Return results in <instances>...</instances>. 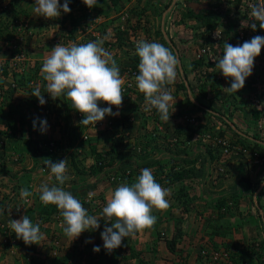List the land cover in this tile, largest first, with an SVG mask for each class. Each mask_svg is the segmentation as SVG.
I'll list each match as a JSON object with an SVG mask.
<instances>
[{"label":"rangeland","instance_id":"374dc122","mask_svg":"<svg viewBox=\"0 0 264 264\" xmlns=\"http://www.w3.org/2000/svg\"><path fill=\"white\" fill-rule=\"evenodd\" d=\"M34 2L35 0H0V46L2 47L0 48V55L1 59L8 57L9 61V63L5 62L0 69L3 70L4 67L10 68L9 64L14 63L12 61L18 55L19 58H24L22 62L11 67L12 76L16 84L14 93L18 95L15 97L12 95L14 101L2 106L0 108L1 111L5 112L8 106L12 109L10 112L16 115V119H20V110H23L25 105H27V109L30 108V103L37 99L31 95L33 89L39 86L42 94L46 92L43 89V87L46 88V81L44 83L41 82L42 63L46 55L60 43L64 45L69 42L81 44L107 37L104 40L103 47L112 53L120 69L121 77L128 69L138 71L139 58L135 54L137 41L143 39L148 42H159L165 47L172 48L173 51L180 54L178 56L180 67L178 71L181 72L182 79L186 80V93H184L186 98L181 100H183L184 106L187 104L190 109L182 110V116L191 115L196 122L191 127H183L187 129L186 131L190 136L194 135L191 134L192 131L195 132L196 141L194 143L197 147L203 148L205 147L204 145H208L205 148H209L213 153L217 154V151H223L222 145L218 143L219 141L224 140L229 145L228 154L224 155L222 152L220 158L223 161L220 164H216L214 168L218 169L221 166L226 168L228 170L226 178L233 179L234 184L236 185L237 183L234 187L239 190L243 188L244 192H242V195L234 194V196L232 195L233 197H230L233 201H238L236 205L232 204L231 212L235 215L227 216L229 219L227 221L228 225L225 223H223V226L220 225L227 230H225L224 234L218 233L219 236L213 232V224L209 226L210 223L215 221L216 217L212 219L206 218L201 210L203 206H194L195 201H193V207L189 208L190 211L187 209L190 212V214L187 213L189 215L188 218L199 220L201 226L195 229L196 234L194 236L196 237L193 244L195 250H193L192 256L185 255L186 259H184L181 253L179 254L181 261H176V258L173 261L169 259L163 260L172 262L171 264H231L223 256L219 262L213 261L212 258L208 260L202 257L199 251L202 247H206L208 251H216L222 254L227 251L232 252L235 248L248 247L255 251L256 256H259L258 259L253 258L254 263L264 264V48H262L260 55L254 61L251 76L246 79L244 87L237 93L229 94L224 92L223 89L230 87L231 80L226 79L218 70L212 69L215 68V58L222 55L225 42L237 46L249 41L254 36L264 37V30L259 28V24H257L255 31L250 26H247V24L250 25L251 23L249 16L250 5L264 3V0H97V4L91 9L84 5L82 0H68L71 11L67 14L61 12L60 17L55 20H47L42 16H37L32 7ZM64 2L65 0H60L61 5ZM192 2L208 3L210 9L199 12L204 17H212L209 12L220 16L215 31L211 35L206 33L202 20L187 16L190 10L188 5ZM181 33L183 35H180ZM163 34H166L167 41L162 38ZM240 36L244 40H240ZM213 48L216 49V52L213 51ZM198 55H200V58H197ZM194 63H198V65L194 66ZM129 89L131 90L122 93L124 99L121 107L119 109L112 107V111H115L113 109L118 110L119 115L110 116L111 119L116 126L121 124L124 127L130 125H132L131 127H140L144 122V129L157 136L155 133L157 130L154 127L156 126V118L152 117L155 112L145 111L144 97L139 93L136 86ZM13 99L10 98V101ZM22 100H24V103ZM51 101L55 111L63 104L61 97L56 100L51 99ZM224 106L227 110H224ZM20 107L23 108L21 109ZM254 111L260 113V118L257 120L252 118ZM129 116L134 118V122L126 125V119ZM216 116H221L220 119H226L227 122L232 123L233 129L228 127V124L226 126L223 125L219 119H216ZM32 129L29 130V134L27 133L28 137L33 134ZM69 130L71 128L65 123L58 128V133L65 135L63 142L68 143L70 146V153L62 154L63 158L67 160L72 153L80 152V146L83 145L79 140L76 141V145L78 143L77 146L72 142L71 131ZM86 131L88 133V130ZM116 131L117 128H108L104 131V136L112 140L119 138L123 140L122 132L120 130ZM199 131H202V133L198 135L197 132L199 133ZM52 132L55 133L56 130ZM97 133L99 132L97 131ZM177 133L179 135L180 131L178 130ZM116 134L118 136L115 138ZM11 135L9 138H11ZM90 135H93L91 131ZM164 135L166 139L173 138L167 132ZM240 136L243 139H239ZM73 140L75 139L73 138ZM240 140H245L246 142L250 140L253 143V145L251 144L252 150L243 152L241 150L243 149L242 145L239 143ZM89 141L88 144L95 143L94 137H90ZM58 142L59 148L60 144ZM144 142L145 140L143 139L141 141L135 139L134 146H130L128 142L126 146L123 144L118 148L117 156L109 153L111 145L110 148L107 145L104 146V151L100 149L99 152L105 153L108 160L111 158H116L117 160L114 161V166L108 169L105 179L102 182L101 180L99 181L100 186L97 191L96 188H87L86 183L88 185L90 183L87 176H70L69 174L70 178L74 177L76 180H67L68 183H65V186H68L66 190L73 195L75 193L85 195V192L87 194L95 193L101 200L97 198L99 205H96L89 214L102 219L100 214L106 205L109 193L120 185L119 183L108 185L106 182L108 176L115 173V171H120V166L125 167L128 158L123 159L124 161H121L120 158L129 155L130 160H135L136 155L143 152L146 146ZM3 144V148L0 149V154L4 157L3 169L9 168L10 170L12 166H16L19 162L18 160L14 161V159L20 158L22 155L17 156L14 154V150L12 146H9L7 140ZM160 145L162 146V141ZM150 154H153V151H150ZM251 154H256L253 157L256 158L255 160L259 159L258 162H253L254 165H251V162L247 159ZM109 155H111V158ZM6 157H10L12 160H6ZM243 158H246L247 161L241 166L240 160ZM116 167L117 169H115ZM241 167L243 168L242 173L240 172ZM112 168L115 170H112ZM154 176L157 181V176ZM30 177L31 179L28 181L23 173L19 174L18 179L13 177L15 178L14 181L20 184L21 189L27 188L32 192V195L27 198V202L21 197H18L16 201L14 199L15 195L11 194L14 189L12 190V187L9 186L10 180L8 177L2 176L0 178V264H76L78 261H80V264H85L79 258L76 245H84L80 250L87 249V245L93 248L99 246V252L105 250L101 239V233L104 230L102 226L105 227L103 220L100 221L98 229L85 231L78 238L71 241L63 234L62 217L59 213L52 215L50 218L51 224L45 225L43 223V226L40 227L41 232L44 233V239L39 245H25L22 239H17L9 228L10 220L21 219L23 215V208L21 207L37 205L40 201L38 190L40 184L47 183L52 186L51 184L56 183L52 182L51 179H55L51 174H48V170L46 171L40 166L36 177L33 178L32 175ZM226 178L223 177V179ZM240 178L244 182L239 184ZM73 182L74 186L72 188L71 184ZM101 186L104 188H101ZM80 189L84 190L80 191ZM173 196L170 193L167 197L169 207L165 212L154 210L153 215H181L179 210L181 205L178 203L174 204L171 200ZM258 196H261L260 200L257 199ZM14 200L18 203V207L15 206ZM191 201L188 196L187 201H184L186 207L191 204ZM238 204L242 206L238 208ZM25 215L28 216V214ZM181 216H176V218L182 219L183 216ZM198 218L203 222L201 223ZM156 222L158 221L156 220ZM215 223L217 224L218 222ZM108 226L110 227V224ZM178 229L181 231V223L177 224L176 230ZM146 232L149 233L151 230L142 231V234ZM96 233L100 239L96 238ZM158 234L159 232H157ZM91 236L92 238H90ZM141 236H139L140 240L137 236H134L125 238L122 241V245L119 247L121 253L118 258V264H138L136 259L125 261L122 258L129 247L139 252L141 259L147 263L145 259L148 258L144 254L149 253L151 249L153 251V247L152 244L150 246L148 241L149 239L151 240L150 237L147 236L145 242L143 238L141 240ZM213 243H215L216 248L213 247ZM93 248L89 249L94 252ZM156 251L155 249L153 252ZM65 255H69V257L66 259ZM157 257L156 255L148 263L158 264L164 254L160 252L159 261L156 260ZM72 261L74 263H71Z\"/></svg>","mask_w":264,"mask_h":264},{"label":"clouds","instance_id":"9594fccd","mask_svg":"<svg viewBox=\"0 0 264 264\" xmlns=\"http://www.w3.org/2000/svg\"><path fill=\"white\" fill-rule=\"evenodd\" d=\"M82 2L90 9L97 4V0H82ZM32 7L37 16L47 20H55L60 17L61 12L67 14L71 11L68 0H65L63 5L60 4V0H35ZM249 16L251 23L247 26L255 31L259 24V28L264 30V3L251 4ZM105 39L107 37L81 44L60 43L46 55L42 63L41 75L47 82L48 95L53 100L62 96L69 100L71 108L83 116L80 121V125L83 126L95 127L97 122L103 121L106 116L119 115L118 112L112 111V107L119 109L123 103L124 80L112 53L103 47ZM262 48H264V37L261 36H254L242 45L233 46L228 42L223 44L222 55L215 58V68L212 69L218 70L226 79L231 80L230 87L223 89L224 92L237 93L244 87ZM135 54L139 58L135 83L138 91L144 95L145 111L150 112L155 109L154 112H157L162 121L169 122L174 112L170 115V108L176 103L172 94L173 88L170 86L178 79L179 60L170 48L159 42H148L143 39L137 41ZM31 95L38 99L40 105L46 103L39 86L33 89ZM101 104H106L108 107H101ZM191 118L194 117L191 115L182 117L185 126L191 127L196 124L195 121L190 122ZM110 120L113 129L117 128L118 131L125 128L124 125L116 126L111 117ZM128 124L127 122L126 125ZM47 127V121L41 120V133L46 132ZM33 128L35 130L36 121H33ZM106 129L108 128L101 130ZM117 136L116 134L115 138ZM110 145L111 142L107 145L108 148ZM222 161H218L217 164ZM44 163L56 184L52 186L47 183L40 184L39 199L45 206H56L62 217L63 234L71 241L85 231L98 229L100 221L103 220L105 228L101 233V239L104 249L111 252L121 247L125 238L134 237L138 232L152 228L156 223L154 210L163 211L169 207L167 197L171 189L162 187L155 180L150 168H143L131 185L127 182L122 183L109 193L106 205L100 214L102 219L98 218L90 215L80 200L63 187L70 179L67 174L68 160L53 162L51 159H45ZM200 163L198 161L197 166ZM222 168L224 169L221 166L210 172L218 175L219 178ZM31 195L32 192L27 188L20 190V196L25 202ZM109 224L110 227L107 226ZM9 228L17 239L23 240L25 245H39L44 239L40 224H34L27 215L19 220H10ZM93 251L98 253L100 247H94Z\"/></svg>","mask_w":264,"mask_h":264},{"label":"crops","instance_id":"0c3cea01","mask_svg":"<svg viewBox=\"0 0 264 264\" xmlns=\"http://www.w3.org/2000/svg\"><path fill=\"white\" fill-rule=\"evenodd\" d=\"M180 35H183V33H181ZM162 38L167 41L166 34H163ZM0 48H2V47L0 46ZM36 50H38V49H36ZM39 50H42V49H39ZM171 50H172V48H171ZM173 53L177 56V58L180 55L175 51H173ZM5 62L9 63L8 57H4L3 59H1V55H0V67L3 66L5 64ZM183 62H185V61H183ZM11 66H12V63L9 64L10 68L4 67L3 70L0 69V108L2 106H4L5 104L12 103V101H14L13 97L18 95L16 93H14L13 88L10 87V84L15 81L14 77L12 76ZM178 69H180V67H178ZM178 72H179L180 78L178 77L175 84L170 86V87L175 86V87H173V93L172 94H173L174 98L176 99V103H175V105L173 104L172 108H170V115L173 111L174 112L171 115L169 122L162 121L159 118V115L157 114V112H155L154 113L155 115L153 114V116H152V117L156 118V123H155L156 126H154V127L157 130V131H155L157 136H155L152 132H149V131L147 132L144 129V127H145L144 122L140 127H131L132 125H130V126L125 125L126 127L120 130L122 132L121 136L123 138V144L128 142L130 144V146H134L135 139L138 141H141L142 139L145 140L144 143H146V146L144 147V150H143V152H141V154L138 153V155H136V158H135L136 162L145 161L147 159L155 161L157 163L162 164L165 167L164 173L167 171L168 168H170L172 166L176 170H178L180 168L184 172H187L190 168H192V169L195 168L196 171H193L192 175L187 174L185 176V180L183 182H180V183H182V186H183L182 188H183L184 192L192 200L191 204L187 208L191 209L193 207L192 202L195 201L194 206L195 205L196 206H203L202 208L201 207L200 208L203 211V215L206 216V218L212 219V218L216 217L215 221L213 223H210L209 226H211L213 224L212 230L216 235L219 236L218 233L224 234L225 230H227V229H225V227H221L224 225L223 223L227 224V221H229L227 216L233 215L234 213L231 212V213H225L224 214L223 213L224 211L222 209L220 211L219 210L217 211L215 205H216L218 199L224 198L227 202V205L231 206V209H232V206H233L232 204L234 201L230 197L234 194L242 195V192H244V189L242 188V190H239L238 188L234 187L237 185V183L235 185L233 182L234 181L233 179L226 178V179L220 181L217 177L218 175L211 173L210 170H214L215 169L214 167L216 166L217 162L220 160H223V159L219 157V158H214V160H212V156H211V158H209L205 154V152H206L205 147L201 148V147L195 146L194 141H196V135L194 134L193 136H190L188 134V132L186 131L187 129H184L183 126H185V124L182 121V117H184V116H182L183 115L182 110H188L190 108L187 106V104L184 106L183 100H181L182 98L183 99L186 98L185 94H184V93H186V91H185L186 80L184 78L182 79L181 74H180L181 72L180 71H178ZM12 95H13V97H12ZM10 98L13 100L10 101ZM61 100H63V99H61ZM22 102L24 103V100H22ZM64 104L65 103L63 102V105ZM26 106L27 105H25V108L20 107L21 109L23 108V110H20V112H19L20 119H16V115H14L12 112H10L12 110L10 107L7 106V110L5 112L1 111V109H0V137H4L6 135L5 134L6 131H12L13 133L11 135V138H7L6 140L9 143V146H12V149L14 150V154H16L17 156L20 154L22 155L20 158H18V157L16 158L19 161L18 164H16V166H12V168L10 170H9V168L3 169L4 173H3V171L0 172V178L2 176H6V177H8L10 182L14 181L15 178H13V177H16V179H18V176L20 173H23L25 175L27 181L29 179H31V177H30L31 175L33 178H35L37 175L39 166L41 168L46 169V171H47L48 169L46 168L45 163H44L45 159H51L53 162H58L62 159H65V158H63L62 155H56V157L50 156V155H47V154H44L41 152H37L34 148H32V146H33L32 142H31L32 137H33L32 135H35L34 134L35 132L36 133L41 132L40 131V121L43 120V117L39 114L38 111L32 110L31 107L27 109ZM174 108H175V110H174ZM113 110H115L114 113L118 112V110H116V109H113ZM121 112H123V111H121ZM72 115H73L72 111L68 110L67 113L64 114V119H63L64 121H63L62 125L64 123L69 125V127L71 128V130H69V131H71L70 134H71L72 142L75 143V145H76V141L79 140V142H80L81 130H79L77 128V126L75 125L74 118ZM145 116H146V114H145ZM33 121H36L35 130L33 128ZM6 124H8V125L6 126ZM31 128H33L31 130L33 132V134L32 135L30 134L31 136L28 137L27 133L29 132V130ZM111 129H113V128H111ZM178 130L180 131L179 135L177 133ZM90 131L93 133L92 136L94 137L95 143H91V144L89 143L90 145L88 143L83 144L80 146L81 151L80 152L77 151L78 154L72 153L70 155V157L68 158L69 164H68V173H67L70 176L71 175H77V173L74 171L73 167L71 166L72 163H74L77 166V168H81L80 170L83 171V174H81V175H85L84 177H86V173L87 174L89 173L90 168L94 162L93 157L90 155L91 148L95 146V149H96L95 151L97 153H102V152H99V150L101 149L102 151H104V146L108 145L109 142H111V138L108 139L104 136V133H105L104 131L102 132V131L95 130V129H89L88 133H87V131H86V133L89 134L90 137H92L90 135ZM97 131L99 133H97ZM48 132L51 134V136L53 138H56V140L59 141L58 142L60 144L59 150L62 152V154L63 155H65V153L69 154L70 153V146L68 143L66 144L63 142V139H65V135H63L62 133H58V130H56L55 133H53L52 131H48ZM166 132L168 133L169 136H173V138L170 137L169 139H166L165 135H164V134H166ZM27 138H29V139H27ZM73 138L75 140H73ZM108 140H110V141H108ZM161 141H162V146L160 145ZM61 143H63V144L61 145ZM158 144H159V146H158ZM77 145H78V143H77ZM149 150L153 151V154H150ZM127 158H128V160H130L129 155L127 156ZM193 159L196 160V163L194 165L193 164L187 165V161H192ZM135 160H130V162L128 163V165L133 170L135 169V166H136V165H134V163H136ZM198 161H200L201 163H200V165L197 166ZM171 163H172V166H171ZM237 167H238V165H237ZM141 169H142L141 167L138 168L139 171H141ZM0 171H1V169H0ZM17 172H20V173H17ZM107 172H108V170H107V168H105V169H103V172L99 173L97 176H87L88 180L90 182L89 185L93 186L96 184L95 188L97 191V188H99V186H100L99 181L101 180V182H102V180L105 179V174ZM152 172L154 175V171H152ZM48 174H51L49 170H48ZM71 179L76 180V179H74V177L70 178V180ZM51 180H52V182H56L53 179H51ZM158 181H159V178L157 177V182ZM51 185H53V184H51ZM89 185H88V183H86L87 188H89ZM160 185L162 187H164L166 185V183L161 181ZM9 186L12 187V190L14 189V192H12L11 194L15 195L14 199H16V201H17L18 197L19 198L21 197L19 195L20 190H21V186L14 187L13 185L11 186V183ZM73 186H74V182H73V184H71L72 188H73ZM177 186H179V184ZM67 187L68 186L64 185L65 190ZM72 188H71V190H72ZM101 188H104V187L101 186ZM84 189H80V191L84 190ZM169 189H171V192H175V188L173 186H171ZM243 199H244V197H243ZM171 200L174 202V204L175 203L177 204L174 197H172ZM16 201L14 200L15 206L18 207V203ZM27 201H28V199H27ZM12 204H14V203H12ZM240 206H242V205L238 204V208ZM11 207L15 208L14 206H11ZM21 208H23L22 209L23 215L21 216V218H22L23 216H25V214H27V211L31 208H34V206H32V205L28 206L27 205V206L21 207ZM238 208H233V209H238ZM184 209H185V206H183V207L179 206V210L181 212V215L183 216L182 219H179L181 221V226H182L181 232L183 234V237H182L181 242H178V244H176V248L174 247L175 248L174 250L169 248L168 242L170 240H172L173 236L175 235V233L177 231L176 230L177 225L175 224V219H176V216H181L179 214H170L169 213L170 214L169 216L167 214L154 215V216H156V220L158 222L155 223V225H154V227H152V229L151 228L146 229V231L151 230V232H149V233L146 232V233L142 234V231H141V232H138L137 235H135V236H137V238L139 240H140L139 236L142 235L141 240L143 238V241H145V242L147 240V236L150 237L151 240L150 239L148 240L150 246L152 244L153 251L155 249L157 250L156 252H153L151 249L149 253L144 254V256L146 258H148V259H145L147 261V264H150L148 262H151V259L155 258L156 255L158 256L156 258V260L159 261L160 252L164 254V257H162L160 259L161 261L158 264H171L172 263V262H165L163 259H169V260L173 261L176 258V261H181L180 260L181 258L179 257V254H181V253L183 254L184 257H185V255L186 256L187 255L192 256L193 250H195V247L193 245L194 241H195V237H196V236H194V234H196L195 229L198 226H201V224H200L199 220H196L194 218L193 219L188 218L189 215L187 213L190 214V212H188V211L183 212ZM190 209H189V211H190ZM166 210H163V212H165ZM222 213H223V215L220 217V220L218 221V219H219L218 216H219V214H222ZM53 214H55V213H52L50 215V217L48 218V220L44 222L45 225L51 224L50 222H52V221H50V218L52 217ZM36 215H39V214H36ZM198 219H200V218H198ZM200 221H201V223L203 222L201 219H200ZM215 222H218V223L216 224ZM214 223H215V225H214ZM99 231H101V230H99ZM143 232H145V230ZM157 232H159L158 235H157ZM161 232L163 233V235H161L162 234ZM160 236H162V237H160ZM90 238H92V236ZM96 238L100 239V237L97 235V233H96ZM177 251H178V254H177Z\"/></svg>","mask_w":264,"mask_h":264},{"label":"trees","instance_id":"16d2710c","mask_svg":"<svg viewBox=\"0 0 264 264\" xmlns=\"http://www.w3.org/2000/svg\"><path fill=\"white\" fill-rule=\"evenodd\" d=\"M209 13L212 15V17H204L201 13L195 14L192 10H189V12L187 13V16H189L191 18L198 19V20H202V25L204 26V28L206 30V33L208 35H211L212 32L215 31L216 24H217V21L220 19V16L219 15H215V13H212V12H209ZM213 51L216 52V49L213 48ZM197 65H198V63H194V66H197ZM41 80H42L41 82L44 83V80H43L42 77H41ZM43 89L46 90V88H44V87H43ZM251 90H254V89H251ZM44 94H47V91ZM63 106L66 109V113H67L68 110H72L73 112L75 111L74 109L71 108V102L69 100H67V99H65V104ZM224 109L227 110V108L225 106H224ZM259 114L260 113L258 111H254L252 113V118L255 119V120L259 119L260 118ZM222 122H223V125H225V126L227 125V123H226V121L224 119H222ZM77 128L79 130H81V132H80L81 135H83L84 132L87 130V127L83 126V125L77 126ZM200 133H202V131L201 132L199 131V133L197 132L198 135ZM191 134L193 135V134H195V132L192 131ZM87 135H88V141H87V143H88L89 139H90V136H89V134H87ZM239 139H243V138H241V136H240ZM239 143L242 145V148H243L241 150H252L251 149L252 148L251 144L253 145V143H251L250 140H249V142L248 141L246 142L245 140H240ZM111 144H112L111 145V150H109V153L117 156L118 155V148L123 145V140L121 138L114 139V140L111 141ZM204 146L208 147V145H204ZM95 150H96L95 146L92 147L91 150H90L91 151L90 155L93 157L94 162H93V165L90 168L89 173L88 174L86 173V176H97L99 173L103 172V169L107 168V170H108L111 167H113L114 166L113 165L114 161L117 160L116 158H111V155H109L111 159L108 160L107 156H105L106 155L105 153H97ZM205 150H206L205 154L209 158H211V156H212V160H214V158H219L222 155V151H217V154H215L209 148H205ZM220 152H221V154H220ZM50 156H55L56 157V155H50ZM253 157H254V154H251L250 157L247 158L248 161L251 162V165H254L253 162H254L255 158H253ZM126 158L127 157L120 158V160L124 161L123 159H126ZM247 159L246 158L241 159L240 160V165L242 166L245 163V161H247ZM196 160L193 159L192 161H187V165H192V164L194 165L196 163ZM129 162H130V160H128L126 162L125 167H121L120 166V169H119L120 171H118V172L115 171V173L112 174V177H114V179L116 180L117 183L122 184V183L127 182L129 185H131L136 180L138 175L140 174V171L138 170V168H140V167L142 169L143 168H150L152 171H154V175H156L159 178V181H158L159 184H160L161 181H163V182L166 183V185L164 186L165 188L169 189L171 186H173L175 188V192H173V193L171 192V194L174 195L173 197H174L175 201L178 204H180L182 207L185 206L184 211H188L187 210L188 208L186 207L185 202H184V200L187 201L188 195L184 192V190L182 188L183 187L182 183H180V182H183L185 180V176L187 174L192 175L193 171H196L195 168L194 169L190 168L187 172H184L179 167H178L179 169L176 170L172 166V163H171L172 167L168 168L167 171L164 173L165 167L163 165H161L160 163H157L155 161L149 160V159H147L145 161H139V162H136V160H135L136 166H135L134 170L128 165ZM71 166L73 167V169L77 173V175L83 174V171H81L79 168H77V166L74 163H72ZM0 169H1L0 172H2L3 168L0 167ZM115 169H117V167ZM115 169L112 168V170H115ZM227 171L228 170L226 168H224L223 171H221L222 173L219 175L218 179L222 180L223 177L226 178ZM242 171H243V168L241 167L240 168V172L242 173ZM3 173H4V171H3ZM110 176L111 175L108 176L109 178H108V180L106 179L107 180L106 182L108 184H110V185H114L111 181H109ZM238 182L240 184V183H242L244 181L242 180V178H240V180ZM10 183H11V186L13 185L14 187L20 185V184H18L15 181H11ZM178 184H179V186H177ZM95 187H96V184L93 185V186L89 185V188H95ZM91 190H93V189H91ZM74 196L78 200H80V202L82 203L83 207L85 209H87L88 213H91L93 211V208L96 205L97 206L99 205L98 201L101 200V199L98 198V196L95 193H93V194H89L88 193L87 194L85 192V195L76 194L75 193ZM260 198H261V196H258L257 199L260 200ZM237 202L238 201L234 200L233 203L236 205ZM215 207H216L217 211L218 210L220 211L222 209L224 211V214L225 213H231V210H230L231 206L227 205V202H226V200L224 198L218 199ZM8 210H10V208H8ZM8 210H6V211H8ZM52 213H59V211L56 208V206H54V205L45 206V205H43L41 203V201H39L37 203V205L34 206V208H31V209H29L27 211V214H28L29 218L32 220V222L34 224L39 223L40 227L43 226V223L48 220V218L50 217V215ZM36 214H39V215H36ZM222 215H223V213L219 214L218 217L220 218ZM179 223H181V221L178 218H176L175 219V224L177 225ZM102 228H105V227L102 226ZM182 237H183V234L178 229L176 231L175 235L173 236L172 240H170L168 242L169 248L174 250V247L176 248V244H178V242H181ZM76 246H77L76 250L78 249V252H79L78 253L79 254V258L81 259V261H84L85 264H118V258H119L120 253H121V249L120 248H117V249H115V250H113L111 252H108V251L104 250V251H101V252L97 253V252H92L89 248H93V247H90L88 245L86 246L87 249L84 248L83 250H80V249L83 248L84 245L82 246L81 244H78ZM213 247L216 248L215 243H213ZM76 250L74 249V251H76ZM210 254L211 253L208 252V254L206 256V258L208 260H211V258H210L211 255ZM255 254L256 253H255V251L252 248H248V247H246V248H244V247L235 248L232 252H230L229 261H230L231 264H255L254 263V259H258L259 258V256H256ZM65 256H66V259L69 257V255H65ZM122 258L125 261L126 260H130V259H136L138 261V264H147L146 262H144L141 259L140 253L137 252L132 247H129V249L126 250V253H125V255H123ZM184 259H186V257H184ZM71 263H74V261H72ZM76 264H80V261H78Z\"/></svg>","mask_w":264,"mask_h":264},{"label":"built area","instance_id":"2783aa9c","mask_svg":"<svg viewBox=\"0 0 264 264\" xmlns=\"http://www.w3.org/2000/svg\"><path fill=\"white\" fill-rule=\"evenodd\" d=\"M240 40H244V38L242 36H240ZM19 56V55H18ZM18 56L15 57V59H13L14 63H12V66L14 67L15 65H17V63L19 64V62H22L24 60L23 57L18 58ZM18 58V59H17ZM197 58H200V55L197 56ZM11 66V67H12ZM136 75H138V71L137 70H132V69H128L126 72L123 73L122 78L124 80V85H123V92H128L129 88L135 87L136 83H135V77ZM10 87L15 89L16 88V84L15 82H12L10 84ZM140 93V92H139ZM44 99L46 101V103L44 105H40L38 99H36L33 103L31 104V108L33 110H36L39 112V114L43 117V120L47 121V131L44 133H35V135L32 137V148H34L37 152H41L47 155H62V152L59 150L57 142L58 140L54 139L51 134L48 131H54V130H58L59 126L62 125L63 123V119H64V114L66 113V109L64 108L63 104L61 107H59V109H56V111L53 109L52 107V101H51V97L47 94H44ZM141 95L144 97V95L141 93ZM61 99H63V102L65 103V98L62 96ZM101 107H108V105L106 104H101ZM155 109H153L152 111H154ZM72 116L74 118V123L76 126H81L80 125V121L83 119V116L77 112V111H72ZM227 118V117H224ZM216 119H219L222 122V119H220V116H218ZM226 121V119H224ZM134 118L132 116H129L127 118L128 123L133 122ZM194 118L190 119V122H194ZM226 123L228 124V127L233 129V125L232 123H229L226 121ZM223 124V122H222ZM113 123L110 120V116H106L104 118L103 121L97 122V124L95 125H89L86 126L87 129H95V130H101L104 128H112ZM119 127H122V125H118ZM12 134L11 131H8L6 133V135L4 137H0V149L3 148L4 144L3 142H5V140L7 138H9V136ZM81 143L85 144L88 141V135L86 133H84L83 135H81ZM219 144L222 145L223 147V154L227 155L229 152V146L227 145V143L224 140H221L218 142ZM246 150H243V152H245ZM256 155V154H254ZM12 160L10 157H6V160ZM256 159V158H255ZM254 159V163L258 162V158L257 160ZM64 160V159H62ZM14 161H17V159H14ZM3 163H4V157L0 154V167L3 168ZM220 171H222V169H220ZM109 178V177H108ZM109 181H111L114 185L117 184L116 180L114 179V177H112V174L110 176ZM51 220V219H50ZM208 252H210L212 256H210V258H212L213 261L219 262V260L221 259V257H226V260L228 263H230L229 261V256H230V252L227 251L225 253H220V252H216V251H208V249L206 247H202L199 251V254L206 258ZM215 262V263H216Z\"/></svg>","mask_w":264,"mask_h":264},{"label":"water","instance_id":"95a60500","mask_svg":"<svg viewBox=\"0 0 264 264\" xmlns=\"http://www.w3.org/2000/svg\"><path fill=\"white\" fill-rule=\"evenodd\" d=\"M188 7L190 8V10H192L195 14H198L199 12L201 11H204V10H209L210 7L208 5L207 2H203V3H195V2H192L188 5Z\"/></svg>","mask_w":264,"mask_h":264}]
</instances>
